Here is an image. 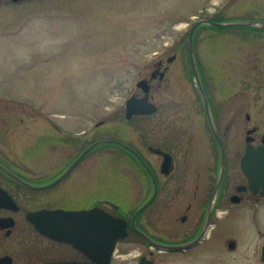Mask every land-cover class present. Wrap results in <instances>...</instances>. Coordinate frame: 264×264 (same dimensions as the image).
I'll use <instances>...</instances> for the list:
<instances>
[{"label": "rangeland", "instance_id": "374dc122", "mask_svg": "<svg viewBox=\"0 0 264 264\" xmlns=\"http://www.w3.org/2000/svg\"><path fill=\"white\" fill-rule=\"evenodd\" d=\"M205 18L264 20V0H0V121L15 123L17 166L30 164L31 175L43 176L47 164L58 169L76 155L80 148L62 144L53 124L65 136L83 135L89 143L109 136L137 143L140 132L152 138L155 116L127 119L126 100L137 93L143 96L137 82L150 76L158 59L176 55L163 88L173 95L166 90L155 94L161 101L173 98L176 113L183 112L196 88L188 34L195 22ZM194 42L200 78L214 91L234 82L224 77L238 69L231 50L263 45L264 31L203 24ZM168 121L172 126V118L161 126ZM77 169L88 174L80 185L89 183L96 202H121L114 192L124 190L128 199L123 211L131 216L151 194L148 186L139 189L133 171L140 165L127 151L99 146ZM152 209L145 211L143 220ZM225 211L218 210L207 240L195 251L155 250L156 264H264L258 256L264 243V207L235 208L229 215ZM153 222L162 225V219ZM156 235L166 242L182 236ZM228 238L237 240L233 253L227 250ZM148 251L138 236L131 235L120 242L113 264H137Z\"/></svg>", "mask_w": 264, "mask_h": 264}, {"label": "flooded vegetation", "instance_id": "af4514ba", "mask_svg": "<svg viewBox=\"0 0 264 264\" xmlns=\"http://www.w3.org/2000/svg\"><path fill=\"white\" fill-rule=\"evenodd\" d=\"M234 54L236 58L232 61L233 65L238 66L237 71L233 74L224 73L227 82L228 79L234 81L231 87L213 91L200 78L208 104L201 91L195 88L193 100L190 99L183 112L178 113L173 108V98L161 101L155 94L156 91L166 90L168 96L173 95L171 90L163 89L168 85V59H158L150 76L143 78L148 92L141 89L143 95L148 94L155 105L151 113L156 118L153 137L140 132L137 143L118 136L104 138L119 140L136 151L118 142L105 144L131 154L140 165V169L133 171L138 178L139 189L150 187V196L137 208L148 203L136 218V227L153 240L165 244L199 239L188 249L172 251H195L203 244L219 209L226 210L225 213L229 215L235 208L255 210L264 207V180L258 179L264 177V44L251 48L237 46L231 50V58ZM235 81H239L241 86L237 87ZM136 95L139 96L138 93ZM169 118L173 119L172 126L168 125L169 121L166 127L161 126ZM53 125L62 136L57 137L62 144L79 147L80 150L66 164L60 162L61 167L58 169L45 164L46 170L41 176L31 175L27 171L30 170V164L29 169L17 166L15 123L0 121V264L104 262L102 257L97 262L96 208L100 209L102 216L114 215L126 221L128 235L122 240L136 235L149 248L148 255L142 253L138 262L142 255L155 262V250L168 252L153 247L134 229L132 216L123 211V203L128 199L124 190L114 192L121 202L116 203L111 199L96 202L95 191L89 183L80 185V181L89 176L84 169L77 168L96 148L74 167L71 166L95 140L89 143L83 135L70 138L65 136L60 126ZM247 153L249 155L246 157ZM33 176L45 178L37 180ZM54 189L55 196L52 195ZM216 190L209 228L204 232ZM40 204L42 206L37 207ZM149 207H153L151 216L143 220ZM58 210L76 214L72 217L52 214ZM41 212V216H38L37 213ZM153 218L154 221L162 219V225H155ZM35 219L42 223L45 231L38 228ZM156 233H177L182 236L166 242ZM61 235L78 240L79 243L63 239ZM232 239L235 238H228L226 245L228 252L233 253L237 250V240L235 248H231ZM81 245L88 246V251ZM263 247L264 243L260 245L258 256L264 263L261 260ZM116 254L114 257H117ZM114 257H111L109 264H113Z\"/></svg>", "mask_w": 264, "mask_h": 264}, {"label": "water", "instance_id": "95a60500", "mask_svg": "<svg viewBox=\"0 0 264 264\" xmlns=\"http://www.w3.org/2000/svg\"><path fill=\"white\" fill-rule=\"evenodd\" d=\"M13 1H19V0H13ZM202 24H210L213 26H218V27H229V26H248V27H261L264 28V20H246V21H233V22H220V21H215L212 19H200L198 20L196 23H194V25L191 27L189 34H188V51H189V56H190V61H191V65H192V73H193V79L195 82V85L197 86V88L201 91V94L203 95V97L205 98V101L208 104V101L206 99V95L204 93V89L200 80V76H199V71H198V63H197V57H196V53H195V46H194V37H195V33L198 29L199 26H201ZM176 58V55L170 57L168 59V62H172L174 59ZM146 80H140L137 85L139 87H143L144 91L147 93L148 92V88L145 86ZM126 109H127V113L126 116L127 118H132L133 115L135 114H148V113H153L155 110V105L154 103H152L149 100V95L146 94L144 97H137V96H131L126 103ZM215 132H216V136L218 137L215 125L213 123ZM112 142H118L123 144L122 142H120L119 140H115V139H101V140H97L95 142H93L83 153L82 155L74 162V164L71 166L74 167L89 151H91L92 149L98 147L99 145L102 144H106V143H112ZM125 145L127 148H129L130 150H132L133 152L136 153V151L130 147L129 145L123 144ZM249 155V153H247L246 157ZM141 158V157H140ZM141 160L143 161V163L145 164V166L148 168V170L150 172L151 169L150 167L146 164V162L141 158ZM258 179H262L264 180V177H258ZM259 180L260 183H262ZM218 190V187H217ZM217 190L215 191L213 198L211 200V204L209 207V211H208V220L205 226V230L204 232L207 231V229L209 228V220H210V213L212 211L213 208V204L215 201V197L217 194ZM155 195V194H154ZM154 197V196H153ZM148 205V203H146L145 205H143L141 208H139L134 215L132 216V220H131V224L134 227L135 230H137V232H139V234L149 243L152 244L153 247H156L160 250H183V249H188L190 247H192L193 245H195V243H197V241L199 239H195L193 241L190 242H186V243H178V244H164V243H160L157 242L155 240H153L151 237H149L146 233H144L143 231H141L140 229H138L136 227L135 221L137 216L139 215V213ZM45 212V211H44ZM43 212L41 213H37L38 216H41ZM52 214H57V216L59 215H63V217H67V215L69 216H73L72 213L70 212H65V211H56ZM76 214V213H74ZM95 214H96V223H97V243H96V253H97V262L100 260L99 257H102L105 259L104 262H100V264H109L110 263V259L113 256L116 247L119 243V241L125 237L127 235V231H126V222L114 217V216H110V215H105L102 216L101 212H99V209H95ZM70 217V218H71ZM36 224L38 226L39 229L44 230V227L42 225L41 222H39L37 219H35ZM105 235L107 236V238L104 239ZM63 239H69L70 241H74L75 243H79L78 240H74L72 238H65L63 235L60 236ZM231 248H235V240H231ZM84 247L85 250L88 251L89 247L86 245H81ZM99 254L101 256H99ZM261 260L264 261V247L261 253ZM99 263V262H98ZM139 264H154V261L147 259L146 255H143L140 258Z\"/></svg>", "mask_w": 264, "mask_h": 264}]
</instances>
